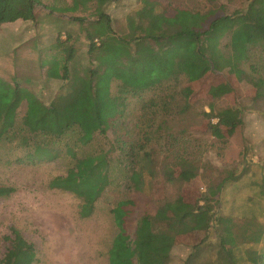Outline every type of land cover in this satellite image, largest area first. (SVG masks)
<instances>
[{"label": "rangeland", "instance_id": "1", "mask_svg": "<svg viewBox=\"0 0 264 264\" xmlns=\"http://www.w3.org/2000/svg\"><path fill=\"white\" fill-rule=\"evenodd\" d=\"M158 1L160 9L170 3L193 11L213 10L215 15L243 8L247 3V0ZM70 4L71 0H39L34 20H17L0 26V77L32 90L46 104L57 94L66 92L70 83V76L63 80L46 73L54 58L63 60L64 46L72 45L75 49L68 63L70 75L91 64L86 29L91 31V21L96 19L94 3L88 2L85 8L74 11L62 10ZM140 5L139 0H117L105 5L104 11L111 17L115 33L124 35L127 32L126 16ZM221 5L224 9L219 8ZM254 61V70L249 63H242L223 71L209 72L194 82L181 80L176 108L166 115L157 113L154 126L161 128L139 150L140 154L146 151L150 155L143 161L140 188L127 187L118 151H111L109 171L113 182L96 200L93 213L87 217L79 216L81 201L75 194L48 186L53 177L65 174L73 164L70 156L62 152L51 161L17 163L14 159L19 153L0 142V258L10 247L9 228L14 227L34 246L36 260L32 264H52L63 258L68 261L71 251L78 246H86L90 263L108 264L107 250L116 233L110 208L116 201L133 200L125 218L126 230L133 236L137 218L142 213H153L158 205L171 198L194 202L201 192L224 178L227 180L218 200L213 202V211L230 217L238 230L246 227L253 234L261 233L262 229L260 240L240 243L236 249L238 258L246 248L261 247L264 242L261 184L264 177V96L252 101L257 90L252 78L264 75V57L259 55ZM111 90L116 92L114 82ZM154 95L151 91L141 96L130 95L118 130L110 129L106 135L96 134L88 145L75 149L77 155L111 149L116 145L117 134L127 143L140 138V132L146 130L147 102ZM24 108L22 102L19 116ZM203 112L221 114L232 121L242 119V124L222 125L214 135ZM212 121L216 122L217 118ZM67 141L73 143L74 135H67L57 146L62 148ZM186 166H191L193 171ZM219 226L212 223L206 241L189 264L223 263L218 259ZM57 233L65 239L77 235L78 240L75 245H68L65 252L56 254L53 244L61 240ZM203 234L193 232L177 236L167 264H183L191 252L189 243L196 242ZM239 264L247 263L242 260Z\"/></svg>", "mask_w": 264, "mask_h": 264}, {"label": "trees", "instance_id": "2", "mask_svg": "<svg viewBox=\"0 0 264 264\" xmlns=\"http://www.w3.org/2000/svg\"><path fill=\"white\" fill-rule=\"evenodd\" d=\"M113 1L117 0H71L62 9H83L93 2L96 14L91 31L86 29L91 64L70 75L68 63L75 49L68 45L63 47L66 51L63 60L54 58L46 70L52 78L65 80L70 76L66 92L57 94L46 104L32 90L0 77V142L19 153L14 159L17 163L51 161L62 152L70 156L73 164L65 174L53 177L48 186L75 194L81 201L80 217L93 213L96 200L113 182L109 171V155L113 150L118 151L127 187L140 188L143 161L150 155L146 151L140 154L139 150L161 128L154 126L157 113L166 115L176 108L181 80L194 82L209 72L242 63H249L254 70L255 57H264V0H247L243 8L220 15H215L213 10L193 11L170 3L166 4L169 8L160 9L158 0H139L140 7L126 16L124 35L113 31L111 17L104 11L105 5ZM38 3L39 0H0V26L17 20H34ZM252 80L257 84L253 101L264 96V75ZM113 82L116 92L111 90ZM149 91L155 95L147 102L146 130L140 132V138L127 143L117 134L116 145L111 149L77 155L75 149L88 145L96 134L118 130L130 95L141 96ZM22 102L25 108L19 116ZM203 115L214 135L222 125L242 124V119L232 121L221 114L203 112ZM214 117L216 122L212 121ZM69 134L74 135L73 143H63L64 149L57 146ZM185 168L193 171L191 166ZM226 180L209 186L194 202L171 198L158 205L153 213H142L133 236L125 227L133 200L116 201L110 208L116 233L107 250L108 264H167L177 236L203 232L200 239L189 243L191 252L183 263L189 264L206 241L213 222L220 225L217 241L221 264H239L242 260L247 264H264V242L257 249L246 248L239 258L236 254L241 242L260 240L262 229L254 235L246 227L238 230L230 217L213 211V202L218 200ZM261 184L264 192V177ZM9 230L11 244L0 264H32L36 260L33 244L16 228Z\"/></svg>", "mask_w": 264, "mask_h": 264}, {"label": "bare ground", "instance_id": "3", "mask_svg": "<svg viewBox=\"0 0 264 264\" xmlns=\"http://www.w3.org/2000/svg\"><path fill=\"white\" fill-rule=\"evenodd\" d=\"M57 237H58V239H61V240L56 241L53 244V248H52L53 251H54V253H56V254L58 252H59V254L60 253H63V251L65 252V249L68 248L67 247L68 245H75V242L78 240V239H76L77 238V235H73L70 238L65 239V238L62 237L61 234L57 233ZM88 241H90V239L87 240V242ZM85 247L86 246H78L73 251H71L70 258H69L68 261L65 258H63V259H60V260H54L51 263L52 264H92V263H90L88 261L90 254H89V252H86ZM60 248H62V249L60 250Z\"/></svg>", "mask_w": 264, "mask_h": 264}]
</instances>
